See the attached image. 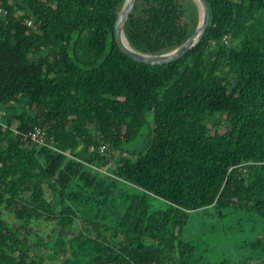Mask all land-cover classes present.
Wrapping results in <instances>:
<instances>
[{
  "label": "trees",
  "instance_id": "obj_1",
  "mask_svg": "<svg viewBox=\"0 0 264 264\" xmlns=\"http://www.w3.org/2000/svg\"><path fill=\"white\" fill-rule=\"evenodd\" d=\"M124 3L0 0V264H203L183 238L192 212L264 217V0H208L204 38L167 65L119 48ZM198 16L192 0H137L125 35L163 54Z\"/></svg>",
  "mask_w": 264,
  "mask_h": 264
},
{
  "label": "rangeland",
  "instance_id": "obj_2",
  "mask_svg": "<svg viewBox=\"0 0 264 264\" xmlns=\"http://www.w3.org/2000/svg\"><path fill=\"white\" fill-rule=\"evenodd\" d=\"M151 128L153 116L149 113L147 123L138 139L124 146L126 152L136 153L133 159L144 154L151 139ZM224 131L225 129L221 130ZM99 172L107 175L106 171ZM152 204L155 209L168 207L166 202L157 198L152 200ZM8 218L10 219V216ZM82 224V221L76 223L75 234L81 231ZM54 226L55 224L40 223L36 228L38 234L47 239ZM89 234L96 236L93 230H90ZM183 238L195 245L197 258H200L203 264H221L225 261L227 264H263L257 260V256L259 251L264 249V217L246 209H228L223 217L211 208L192 212L189 224L184 229ZM259 240L263 245L254 247ZM46 264L60 263L47 258Z\"/></svg>",
  "mask_w": 264,
  "mask_h": 264
},
{
  "label": "water",
  "instance_id": "obj_3",
  "mask_svg": "<svg viewBox=\"0 0 264 264\" xmlns=\"http://www.w3.org/2000/svg\"><path fill=\"white\" fill-rule=\"evenodd\" d=\"M199 10V22L195 32L179 47L163 54H147L134 49L126 35L125 25L135 8L137 0H125L115 24V38L119 48L133 60L149 65H167L187 55L204 38L210 23L208 0H193Z\"/></svg>",
  "mask_w": 264,
  "mask_h": 264
},
{
  "label": "built area",
  "instance_id": "obj_4",
  "mask_svg": "<svg viewBox=\"0 0 264 264\" xmlns=\"http://www.w3.org/2000/svg\"><path fill=\"white\" fill-rule=\"evenodd\" d=\"M7 14H8V11L6 10V8H4L3 6L0 5V18H5L7 16ZM28 23L31 24V25L32 24L34 25V22L31 19L28 20ZM4 115H5V112L0 110V119ZM44 135H45V130H43V129L39 128V127H36L34 130H32L31 132L28 133L27 137L31 138L32 140H34L35 142H37L40 145H45L47 143L45 141ZM97 149L101 153H104L107 150V147L105 145L100 146L99 148L92 147L91 151H95Z\"/></svg>",
  "mask_w": 264,
  "mask_h": 264
},
{
  "label": "bare ground",
  "instance_id": "obj_5",
  "mask_svg": "<svg viewBox=\"0 0 264 264\" xmlns=\"http://www.w3.org/2000/svg\"><path fill=\"white\" fill-rule=\"evenodd\" d=\"M127 35V34H126Z\"/></svg>",
  "mask_w": 264,
  "mask_h": 264
}]
</instances>
